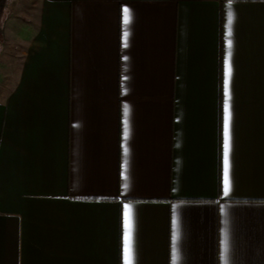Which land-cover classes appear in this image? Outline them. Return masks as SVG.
I'll return each mask as SVG.
<instances>
[{
	"label": "crops",
	"instance_id": "1",
	"mask_svg": "<svg viewBox=\"0 0 264 264\" xmlns=\"http://www.w3.org/2000/svg\"><path fill=\"white\" fill-rule=\"evenodd\" d=\"M127 259L264 264V0H0V264Z\"/></svg>",
	"mask_w": 264,
	"mask_h": 264
},
{
	"label": "snow or ice",
	"instance_id": "2",
	"mask_svg": "<svg viewBox=\"0 0 264 264\" xmlns=\"http://www.w3.org/2000/svg\"><path fill=\"white\" fill-rule=\"evenodd\" d=\"M233 0H229V5ZM128 13L125 10V22H128ZM232 15L229 14V26L232 24ZM229 35H231V29L229 28ZM229 48H231V41H229ZM232 75L231 64H228L227 72H226V81H225V118H224V185H225V193L230 190L231 181H230V150H231V132H230V125H231V109H230V80ZM126 178V177H125ZM125 251L126 253H131L132 248V230H133V221H132V210L131 207L126 205L125 206ZM126 264H133L131 259L126 260Z\"/></svg>",
	"mask_w": 264,
	"mask_h": 264
}]
</instances>
